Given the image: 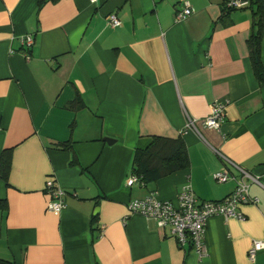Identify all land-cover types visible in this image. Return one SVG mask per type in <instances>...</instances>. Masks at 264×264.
<instances>
[{
    "label": "crops",
    "instance_id": "1",
    "mask_svg": "<svg viewBox=\"0 0 264 264\" xmlns=\"http://www.w3.org/2000/svg\"><path fill=\"white\" fill-rule=\"evenodd\" d=\"M226 0H0V258L14 264H264V84L253 72L247 6ZM187 2L192 13L176 12ZM121 20L108 25L110 13ZM32 38L31 45L24 43ZM264 60V39L261 45ZM79 98L82 106L68 105ZM225 103L219 129L202 120ZM197 130L187 129V119ZM153 136L182 138L189 165L129 184L134 151ZM105 138L112 139L111 143ZM57 142H70L64 150ZM220 154L258 177L243 220L206 221L205 254L127 204L154 192L174 201L189 185L220 200L237 176ZM65 191L58 214L45 183Z\"/></svg>",
    "mask_w": 264,
    "mask_h": 264
},
{
    "label": "built area",
    "instance_id": "2",
    "mask_svg": "<svg viewBox=\"0 0 264 264\" xmlns=\"http://www.w3.org/2000/svg\"><path fill=\"white\" fill-rule=\"evenodd\" d=\"M99 0H90L96 4ZM249 4L248 0H226V9L242 8ZM192 13V8L185 2L184 6L176 12V19L184 20ZM121 20L116 13L108 16V25L118 27ZM31 45L32 38L27 37L23 41ZM225 117V103L216 101L212 104L210 113L202 120L205 127L219 129ZM187 129L197 130L196 121L188 117ZM230 166L238 171L235 176L226 170L217 171L214 178L219 183H225L231 179L235 180L234 190L220 200H199L189 185H185L177 195L176 200H162L154 192H151L143 199L128 202L127 207L130 214H139L156 221L160 228H168L171 237L180 246H188L198 255L205 254L204 232L206 221L215 215L226 218H236L243 220L245 215L239 210L240 205L245 203H256L257 198L252 197L249 188L252 183H258V177L236 165L234 162L220 154ZM139 183L138 178L132 175L129 184ZM45 190L50 195L47 209L58 214L63 208V197L65 191L55 185L53 179H48L45 183ZM264 250V238L254 239L248 249V257L253 260L257 252Z\"/></svg>",
    "mask_w": 264,
    "mask_h": 264
},
{
    "label": "trees",
    "instance_id": "3",
    "mask_svg": "<svg viewBox=\"0 0 264 264\" xmlns=\"http://www.w3.org/2000/svg\"><path fill=\"white\" fill-rule=\"evenodd\" d=\"M45 0H39L42 4ZM248 7L252 10L253 30L248 39L251 65L254 74L264 84V60L261 57L262 39H264V0H248ZM82 106L78 97L68 107L77 108ZM60 149H71L70 142H57ZM9 154L4 151L0 158V173L7 180L9 169ZM189 160L186 146L182 138H167L153 136L146 148H137L134 151L131 174L138 178L140 184H150L173 172L184 170L188 167ZM0 264H14L11 261L0 258Z\"/></svg>",
    "mask_w": 264,
    "mask_h": 264
},
{
    "label": "water",
    "instance_id": "4",
    "mask_svg": "<svg viewBox=\"0 0 264 264\" xmlns=\"http://www.w3.org/2000/svg\"><path fill=\"white\" fill-rule=\"evenodd\" d=\"M105 141H107L108 143H111V142H112V139H110V138H105Z\"/></svg>",
    "mask_w": 264,
    "mask_h": 264
}]
</instances>
